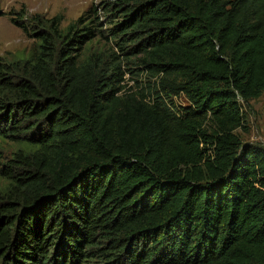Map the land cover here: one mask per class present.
<instances>
[{"label":"trees","instance_id":"1","mask_svg":"<svg viewBox=\"0 0 264 264\" xmlns=\"http://www.w3.org/2000/svg\"><path fill=\"white\" fill-rule=\"evenodd\" d=\"M112 1L117 51L54 20L0 63V264H264V0Z\"/></svg>","mask_w":264,"mask_h":264},{"label":"rangeland","instance_id":"2","mask_svg":"<svg viewBox=\"0 0 264 264\" xmlns=\"http://www.w3.org/2000/svg\"><path fill=\"white\" fill-rule=\"evenodd\" d=\"M112 2V0H0V63L28 58L34 44L37 43L35 32L43 31L54 20L60 24V30L67 32L73 24L76 28H83L82 25L87 22L94 20L97 23L96 17H99L100 23L103 24V34L96 36L92 44L83 46L82 53L89 54L93 50L107 53L117 51V41L110 39L107 32L122 19H117L116 15L112 16L107 11V6ZM19 25L24 26L26 30ZM122 61L124 65L127 64L124 67L127 72L125 91L135 93L148 82L156 80L139 70L141 67L138 58ZM175 102L183 106L188 104L184 97H176ZM240 103L249 133L245 134L241 130L237 133L245 143L264 148V95L249 104L244 103L242 99ZM0 143V160L3 162L10 159L14 145L1 138Z\"/></svg>","mask_w":264,"mask_h":264}]
</instances>
